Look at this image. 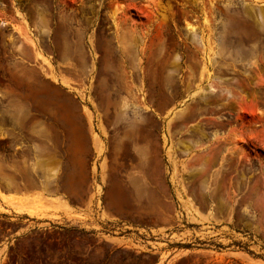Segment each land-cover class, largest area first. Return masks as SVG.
Listing matches in <instances>:
<instances>
[{"label":"rangeland","instance_id":"rangeland-1","mask_svg":"<svg viewBox=\"0 0 264 264\" xmlns=\"http://www.w3.org/2000/svg\"><path fill=\"white\" fill-rule=\"evenodd\" d=\"M0 152V264H264V0H0Z\"/></svg>","mask_w":264,"mask_h":264},{"label":"crops","instance_id":"crops-1","mask_svg":"<svg viewBox=\"0 0 264 264\" xmlns=\"http://www.w3.org/2000/svg\"><path fill=\"white\" fill-rule=\"evenodd\" d=\"M65 156L71 157V151L66 150ZM59 166H62V161H59ZM13 168L11 160L0 152V191L5 197H23L41 190L29 165L25 168L20 163L15 170ZM0 202L2 203L1 199Z\"/></svg>","mask_w":264,"mask_h":264}]
</instances>
